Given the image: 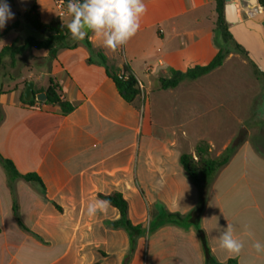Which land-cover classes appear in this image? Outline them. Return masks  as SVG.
<instances>
[{"label":"crops","instance_id":"obj_1","mask_svg":"<svg viewBox=\"0 0 264 264\" xmlns=\"http://www.w3.org/2000/svg\"><path fill=\"white\" fill-rule=\"evenodd\" d=\"M144 3L148 10L139 31L117 51L104 48L90 33L81 44L60 49L55 60L47 50L5 59L0 73V155L20 175L36 174L45 190L0 163V264H123L131 254V240L128 230L113 226L121 218L119 211L110 206L89 216L88 204L101 200L99 195L120 193L129 203L134 226L144 227L164 211L187 215L198 206L199 193L185 175L181 155L193 153L201 141L216 147V132L227 138L217 159L239 137L243 77L256 76L216 31V0ZM234 4L235 22L227 21L229 31L264 73V7L259 0ZM54 19L41 20L48 25ZM24 27L7 34L15 35L10 45H3L0 37V51L15 41L22 44L26 39L17 33ZM219 48L231 52L220 68L175 89H160L173 71L185 73L211 63ZM100 54L117 70L128 66L143 84V94L134 103L121 97ZM31 80L37 92L53 80L63 99L78 108L63 117L45 104L25 105V82ZM259 192L264 194V157L245 142L213 176L201 217L217 263L235 259L238 264H264V253L252 247L255 241L264 244V198ZM14 198L31 233L15 219ZM228 223L244 243L238 256L220 247L218 237ZM148 236L151 264H206L194 227L168 224Z\"/></svg>","mask_w":264,"mask_h":264},{"label":"trees","instance_id":"obj_2","mask_svg":"<svg viewBox=\"0 0 264 264\" xmlns=\"http://www.w3.org/2000/svg\"><path fill=\"white\" fill-rule=\"evenodd\" d=\"M259 4L264 7V0H259ZM225 0H216V11H217V21H216V31L220 33L224 39L226 45L231 46L233 52L241 55L245 60L249 62L253 68L254 74L258 79H264V73L261 72L258 67L251 61L248 51H246L240 44H238L233 35L229 31V23L226 20L225 15ZM63 24L65 25L63 27ZM26 25L37 31L47 28L52 32H56V35L46 37L44 40L39 41L35 38H28L22 44L15 41L11 46L5 47L0 51V73L4 69V61L9 58L15 61L18 56L23 55L28 50H47L50 54V59L55 60L57 58V53L62 48H70L67 46L68 39L71 37L70 33L66 27V24L58 19H54L50 24H44L41 20L39 7L34 4L25 13H19L17 20L10 25L8 28L1 33L0 37L5 36L13 31H17L21 26ZM86 45L90 48L91 43L87 40ZM231 52L225 48H219V52L211 63L206 66H195L189 68L185 73L172 72L171 77L163 79L161 81L160 89L167 91L177 88L183 81H195L203 78L216 69L220 68L228 55ZM102 65L106 68V73L109 78L115 83L117 90L119 91L121 97L128 103L132 104L141 95V92L137 86V80L132 74L128 66H124L121 70H117L110 66L108 59L103 55H99ZM91 62V61H90ZM127 74V78H121L123 75ZM28 81L25 82V88L27 87ZM38 93H45L47 100L46 102H41L40 104H45L49 110L58 109L59 114L63 117L70 115L77 108L78 104L67 101L63 99V93L61 87L55 83L53 80L47 89L40 92L34 91V96L31 101L26 102L24 96H22V101L25 105L34 107L37 102L36 95ZM244 139L238 137L231 146L226 149L223 156L217 159H212L210 157V145L205 142H199L194 152L183 153L180 157V164L185 172L187 179L196 187L199 193V204L198 206L189 214L182 215L179 213H170L164 211L160 216L156 218L155 224H153L154 229L152 232L156 231L160 227L168 224H173L181 228L194 227L201 239L203 251L205 253L206 264H220L217 263L213 258L211 251L208 247V242L204 231L201 229V217L206 208L208 201V193L211 185L213 176L222 168L226 167L233 155L236 154L237 150L242 146ZM0 163L7 169L8 172L17 175L22 178L27 183H36L42 190H45L44 184L41 179L34 173L20 175L14 165V163L4 158L0 155ZM13 195L15 196L14 192ZM101 200H109L111 202V207L117 209L121 215V218L113 223L114 228L123 227L129 232H138L143 226H134L129 220V203L120 193H114L111 195H99ZM13 213L18 225L26 232L31 233V231L24 225L20 215V207L16 198H14ZM157 225V226H156ZM151 232V233H152ZM225 264H238L235 259H230Z\"/></svg>","mask_w":264,"mask_h":264},{"label":"clouds","instance_id":"obj_3","mask_svg":"<svg viewBox=\"0 0 264 264\" xmlns=\"http://www.w3.org/2000/svg\"><path fill=\"white\" fill-rule=\"evenodd\" d=\"M147 10L144 0H68L67 12L71 19L66 27L73 40L83 41L92 33L104 48L114 52L137 34ZM12 19L14 13L7 0H0V29ZM110 206L109 200L97 199L88 204L87 214L95 216ZM218 239L220 247L234 255L238 256L244 248L243 241L234 237L232 224L228 223ZM252 247L258 254L264 253L261 242L255 241Z\"/></svg>","mask_w":264,"mask_h":264},{"label":"rangeland","instance_id":"obj_4","mask_svg":"<svg viewBox=\"0 0 264 264\" xmlns=\"http://www.w3.org/2000/svg\"><path fill=\"white\" fill-rule=\"evenodd\" d=\"M7 3L10 5L11 11L14 13V19L7 22L6 26L2 28L5 30L10 25H12L19 13H24L28 9H30L34 4H37L40 8L41 19L45 23H49L52 18L57 16V10L54 5V0H7ZM66 23L69 21L66 20ZM21 38H35L42 39L45 38V34L35 31L32 28L26 26L24 29L18 31L17 33ZM15 35H5L2 37L3 45H10L13 41ZM83 41H75L71 37L68 39L67 44L69 45H79ZM23 63H26L25 55L22 59ZM36 73V72H35ZM37 75V73H36ZM247 75V74H246ZM243 77L242 82V128L241 131L238 132V136L248 142L249 147H252L255 152L264 157V79L256 80V77L249 78V80H245ZM37 96V95H36ZM38 103H41L37 100ZM205 133V132H202ZM215 137L216 147H210V157L215 159L218 154H220V150L222 149V145L227 139L226 137L222 138L216 132H212ZM227 135V133H226ZM243 142V143H245ZM243 145V144H242ZM238 151V150H237ZM237 153V152H236ZM259 198H264V194L258 193ZM144 211L141 210V218ZM151 215V212L149 213ZM149 216H147V219ZM248 218V216H244ZM153 220L151 222L147 220L144 222V227L138 232H129L130 234V251L131 254L128 258L124 259L123 264H151L147 260V247H148V235L154 229L153 224L156 219L151 217ZM253 218V216H252ZM250 218V220H252ZM258 217V223H259ZM116 260H108V262H115ZM186 262V261H185ZM161 264H165V261H162Z\"/></svg>","mask_w":264,"mask_h":264},{"label":"water","instance_id":"obj_5","mask_svg":"<svg viewBox=\"0 0 264 264\" xmlns=\"http://www.w3.org/2000/svg\"><path fill=\"white\" fill-rule=\"evenodd\" d=\"M226 3H228L225 7V15H226V20L230 23H234L235 22V12H236V7H235V0H225ZM35 30V29H33ZM37 31V30H35ZM39 32L45 34L47 37L52 36V35H56V32H52L50 30H48L47 28H43L42 30H40ZM34 89H35V82L33 80L29 81L27 84V87L25 89L24 92V100L26 102H29L32 100L33 96H34ZM37 100L39 102H46L47 97L45 93H41L38 97Z\"/></svg>","mask_w":264,"mask_h":264},{"label":"built area","instance_id":"obj_6","mask_svg":"<svg viewBox=\"0 0 264 264\" xmlns=\"http://www.w3.org/2000/svg\"><path fill=\"white\" fill-rule=\"evenodd\" d=\"M67 2L68 0H54V5L57 10L56 18L60 20L61 22L65 23L66 25L67 23L65 21L66 20L70 21L71 19L70 14L67 12ZM121 78H127V74L123 75ZM137 86L141 94H143V90H144L143 84L139 82L138 80H137Z\"/></svg>","mask_w":264,"mask_h":264}]
</instances>
